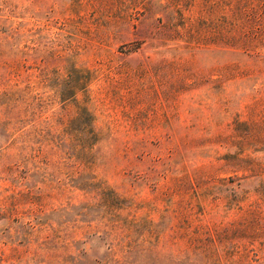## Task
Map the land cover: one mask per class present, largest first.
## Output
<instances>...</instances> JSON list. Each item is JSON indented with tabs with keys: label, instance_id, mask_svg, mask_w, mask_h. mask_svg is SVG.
<instances>
[{
	"label": "rangeland",
	"instance_id": "rangeland-1",
	"mask_svg": "<svg viewBox=\"0 0 264 264\" xmlns=\"http://www.w3.org/2000/svg\"><path fill=\"white\" fill-rule=\"evenodd\" d=\"M12 44L32 58H3ZM66 78L97 139L72 99L41 119L7 105ZM241 195L264 227V0H0V264L167 261L237 222Z\"/></svg>",
	"mask_w": 264,
	"mask_h": 264
},
{
	"label": "trees",
	"instance_id": "trees-1",
	"mask_svg": "<svg viewBox=\"0 0 264 264\" xmlns=\"http://www.w3.org/2000/svg\"><path fill=\"white\" fill-rule=\"evenodd\" d=\"M170 13L174 14L175 11H171ZM234 13L241 19L245 17L243 11L239 8L234 10ZM246 19L247 21L243 26H248L249 23H253V21L249 22L250 16H248V18L246 17ZM230 25H233V28L236 26L233 22ZM170 27H168V29H170ZM165 28H167V26H165ZM17 33L18 31L16 30H9V37L12 38ZM226 39L228 40L224 43V45L232 46L233 44L228 42L234 40V37L228 36ZM12 45L13 48L10 54H7L6 51L1 53L3 58L8 60H10V58H23L25 61H29L32 58L29 52L22 51L15 44ZM130 45L132 47V44ZM137 45H139V43H137ZM7 56L9 58H7ZM42 61L48 65V60L43 58ZM64 62L66 63L65 69L67 71V58ZM73 69L74 71L84 75L85 84L83 81L81 89L83 91H88L93 77L91 70L88 68L79 69L76 65ZM54 89L52 99H45V97H40L38 95L34 96L32 94L33 89L30 86H27L24 89H21L20 87L12 88L5 92V97L8 99L7 105L9 107L22 111V114L26 117H37L38 115L40 119L43 117L42 113H44V110L46 109L45 103L48 102V100H51L52 103L57 98L58 100L66 103L67 100L72 99V103L76 105L77 108V115L72 119V121L80 122L83 125L82 129H84V132L97 139L99 134L95 132V128L93 126L95 119L90 108L87 105L85 106L80 104V102L76 99V93L79 88L75 84L67 88L66 78L61 80ZM21 119L23 118L21 117ZM8 123L9 124L7 126H4L3 135L4 137L10 139V136L15 135V133L10 134L11 129L9 128V125H11L12 121H8ZM40 124V128L35 130V136L41 138L42 141L49 145L52 142L50 137H53L55 133L53 119H47L42 121ZM21 143L22 146L28 148V140H22ZM250 171L255 173L252 169H250ZM247 179V176L236 178V180L240 181L237 185L240 186L241 183L245 182ZM234 181L235 179H231V182ZM244 200L245 197L241 195V200H238L236 204H234L235 209H237L240 213V217L237 222L231 223L229 227H226L222 229V231L216 232L215 234H212L211 232L203 234L200 231H195L193 235L190 234V236H188V238H190L188 245L181 250V253L179 255L171 253L168 255L167 261L158 260V262H151L153 261V257L150 253L146 252L147 256L142 255L140 259L135 260L133 264H145L146 262H148L146 264H264V227L261 225V212L252 209L251 206L248 209H244L240 204ZM113 251L114 250L111 248L110 255L114 254ZM144 258H147V260ZM118 263L125 264V262L120 261Z\"/></svg>",
	"mask_w": 264,
	"mask_h": 264
}]
</instances>
